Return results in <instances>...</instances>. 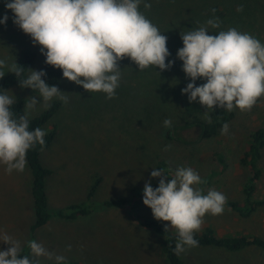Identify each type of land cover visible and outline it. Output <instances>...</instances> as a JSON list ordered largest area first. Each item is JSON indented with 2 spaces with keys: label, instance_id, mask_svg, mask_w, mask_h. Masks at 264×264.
Masks as SVG:
<instances>
[{
  "label": "rangeland",
  "instance_id": "obj_1",
  "mask_svg": "<svg viewBox=\"0 0 264 264\" xmlns=\"http://www.w3.org/2000/svg\"><path fill=\"white\" fill-rule=\"evenodd\" d=\"M145 2L151 4L150 9H144ZM239 6H243V11H237ZM140 11L168 37V60L174 64L165 71L154 67L139 71L129 59L121 60L120 86L113 99L101 92L89 93L62 77L56 86L69 97L68 102L54 98L50 105L59 102L60 108L41 128L47 132L55 126L57 134L50 147L40 153L42 166L52 171L45 182L51 218L37 231H31L35 216L29 166L23 172L14 170L8 174L0 165V229L21 241L22 252L27 249V241L36 240L50 251L65 255L67 261L82 264H165L159 251L160 238L141 228L139 220L154 219L150 208L137 197L145 181H149L152 168L163 169L172 178L176 168L192 167L207 182L205 194L215 189L228 201L243 200L242 189L249 171L240 160L250 135L257 129L264 132V98L251 111L233 110L227 135H221L220 130L212 138L198 141V131L189 129L182 133L190 142L185 145L179 134L178 139H169L166 133L183 123L182 104L188 100L181 90L190 80L176 58L182 47L180 34L218 18L220 28L209 27V34L235 27L264 43V0H142ZM4 15L9 19L0 25V58L9 64L14 60L17 63L20 50L28 48L35 55L30 69L41 70L44 56L39 45L33 46L31 38L12 23L13 14L0 0V17ZM8 90L25 103L29 97L40 100L39 95L26 88ZM199 106L204 119L206 109ZM47 108L41 101L31 118ZM165 119L172 121L171 127L163 126ZM168 145L171 147L165 150ZM259 163L263 176L254 198L264 199V147ZM98 177L101 182L88 199L90 187ZM158 182V178L150 180L151 186ZM119 198L127 202L118 207L104 205ZM78 204L89 213L75 221L54 216L57 211ZM160 222L167 226V222ZM208 225L219 236L256 235L264 239V207L249 219L227 210L222 215H206L198 233ZM67 245H71L70 252L65 251ZM7 247L0 243V250ZM179 256L185 264H264V252L256 247L235 253L195 247ZM41 263L52 262L41 258Z\"/></svg>",
  "mask_w": 264,
  "mask_h": 264
},
{
  "label": "clouds",
  "instance_id": "obj_2",
  "mask_svg": "<svg viewBox=\"0 0 264 264\" xmlns=\"http://www.w3.org/2000/svg\"><path fill=\"white\" fill-rule=\"evenodd\" d=\"M142 0H4V6L13 14L12 23L39 45L44 63L62 72V77L81 86L87 92H101L113 99L120 86L119 62L125 58L139 71L154 67L169 70L173 60L167 47L168 37L140 11ZM150 9V3L143 4ZM214 11V10H213ZM237 11H243L239 6ZM9 17H0V25ZM209 27L220 28L218 18L208 19L204 25L180 34L182 47L176 58L182 62V71L190 80L181 94H187L189 103L198 102L206 110L204 119L211 123L208 110L216 108L227 112H248L264 98V43L257 37L235 27L209 34ZM167 61V62H166ZM4 69H7L5 71ZM6 72L22 77L21 88L39 93V102L29 97L18 117L12 111L16 97L10 90L0 89V165L11 174L23 172L27 153L37 145L43 149L46 131L40 127L29 130L30 118L36 105L50 106L55 98L67 103L69 97L42 77L43 70L27 69L15 60L11 64L0 58V79ZM158 73V72H157ZM159 74V73H158ZM204 83L197 85V80ZM165 119L163 126L171 127ZM229 125L224 123L221 135H227ZM171 146H165L168 150ZM149 181L142 189V203L150 208L154 219L167 222L165 228L176 233L173 252L179 256L187 249L199 246L195 238L206 215H222L227 197L209 189L205 194L197 187L205 184L192 167H178L172 178L163 169L152 168ZM158 178L153 188L150 180ZM0 243L8 245L0 250V264H41V258L52 264H68L63 254L47 249L36 240L27 241L29 255L22 254V243L0 229ZM66 252L71 251L67 245Z\"/></svg>",
  "mask_w": 264,
  "mask_h": 264
},
{
  "label": "trees",
  "instance_id": "obj_3",
  "mask_svg": "<svg viewBox=\"0 0 264 264\" xmlns=\"http://www.w3.org/2000/svg\"><path fill=\"white\" fill-rule=\"evenodd\" d=\"M35 55L28 49L24 48L20 50L17 64L24 67L23 77H26L30 69ZM45 60V57H44ZM41 70L46 72V75L42 77L45 82L49 85H57L62 79V72L59 69H54L51 66L46 65L43 62ZM22 77H15L13 73L5 74V76L0 79V89H10L13 87H20L18 81ZM198 83H204L202 80H197ZM35 95H39L38 91L26 88ZM25 104L24 100H16V104L12 107V111L18 117L23 114V106ZM183 107V123L171 127L167 131V137L169 139H178V134L180 137V142L187 145L189 140L186 136H183V131L189 129H196L198 131V141L207 140L217 135L221 130L224 123H228L232 117V112L224 111L220 108H213V111H209L211 116V123H207L205 119L201 118L203 111L199 104L192 102L189 103L187 100L182 104ZM60 108L59 102H53L45 111L36 117L30 119L29 130H33L36 127L42 128L52 116ZM57 129L55 126L50 128L44 137L45 145L41 150V147L37 145L34 149H31L27 153V165L31 171L32 185L30 188L31 197L33 200V211L35 220L31 225V231L35 232L44 225L48 223L51 218V214L48 212V201L46 195V178L52 175V171L43 167L40 162V153L50 147L54 138L56 137ZM193 143V141H191ZM264 147V132L261 129H257L250 135L249 144L243 153L240 160L242 166H245L249 171V177L243 186L242 194L243 200L241 202L228 201L225 205V210L234 213L241 219H249L257 209L264 207V199H255L254 196L257 191V185L263 176V170L259 163L261 159L262 149ZM219 157V155H217ZM218 160L223 163V159ZM165 167V164H163ZM101 178L95 179L94 183L90 187L87 198L90 199L94 194L95 190L99 186ZM207 182L198 187L204 189ZM158 183L153 185L155 188ZM142 191L137 193L138 199H142ZM127 202L125 198H119L114 201L105 202L106 207H118L122 206ZM89 210L84 208L81 204L70 205L65 209L57 211L54 216L67 221H75L78 218L87 215ZM139 219V217L137 216ZM141 228L152 231L155 235L160 238L159 251L163 257L165 264H185L180 256H177L173 252L176 242V233L171 231L169 228L165 230L166 226L160 221L155 219H142L140 218ZM195 238L199 241L198 247H215L219 249H224L229 252H239L248 247H256L264 252V239L256 235H223L219 236L214 227L208 225L204 228L201 233H196ZM23 255H29V249L27 248L22 252ZM49 264V263H41ZM52 264V263H50ZM68 264H82L78 261H68Z\"/></svg>",
  "mask_w": 264,
  "mask_h": 264
}]
</instances>
